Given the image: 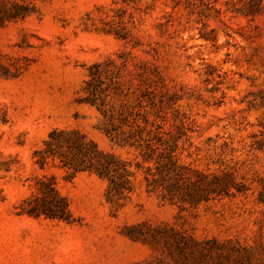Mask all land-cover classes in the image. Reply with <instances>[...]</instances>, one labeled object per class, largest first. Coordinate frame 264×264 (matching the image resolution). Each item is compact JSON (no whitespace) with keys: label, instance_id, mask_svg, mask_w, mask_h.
I'll return each mask as SVG.
<instances>
[{"label":"rangeland","instance_id":"obj_1","mask_svg":"<svg viewBox=\"0 0 264 264\" xmlns=\"http://www.w3.org/2000/svg\"><path fill=\"white\" fill-rule=\"evenodd\" d=\"M171 2L0 0V264H264V149L248 145L264 132V16L250 21L246 38L209 19L217 28L211 41L200 37L202 20L171 32ZM237 20L228 22L237 28ZM96 70L113 121L87 101ZM146 84L165 113L148 103ZM138 110L166 131L183 115L194 118L195 144L232 140L242 162L237 178L252 191L190 205L150 190L139 169L128 196L111 200L106 178L35 162L54 128L142 161L136 147L107 133L128 131L119 112ZM41 175L55 176L70 222L20 213Z\"/></svg>","mask_w":264,"mask_h":264},{"label":"trees","instance_id":"obj_2","mask_svg":"<svg viewBox=\"0 0 264 264\" xmlns=\"http://www.w3.org/2000/svg\"><path fill=\"white\" fill-rule=\"evenodd\" d=\"M114 1L131 4L138 0ZM170 7L171 10H165L164 17L165 25L171 32L179 33L181 26L190 23L192 19L202 20L204 30L200 31V37L211 41H216L217 28L210 27L209 19L221 22L225 28L246 38L251 36L247 31L248 25L251 26L250 21L264 16V0H172ZM176 11H180L179 17L175 16ZM19 14V11L11 13L13 17ZM202 16H205V19ZM234 18L238 19L235 21L237 28L228 22ZM241 19H244L245 23L240 22ZM175 20L178 21V26L174 25ZM227 34L231 36V33ZM121 36L126 38L128 33ZM97 72H91L92 80L88 82L87 101L95 104L105 116L111 111L108 117L113 121L116 118L115 112L103 107L104 90L95 83ZM148 78L149 76L145 79ZM150 86L148 84L145 90L148 103L165 113V102L162 99L160 102L155 101V91L150 89ZM119 114L121 121L128 123L130 129L118 132V127L114 126L107 129V133L118 144L136 147L142 161L134 163L133 160L100 149L93 139L77 130L54 128L44 140L43 147L35 151V162L42 169L53 163L70 171L72 175L89 171L106 178L107 194L111 200L128 196L134 189L139 169H144V180L150 190L159 191L164 198L190 205L237 194L247 196L249 191H252L250 184L237 178L242 162L236 155L237 149L232 140L209 137L205 144H195L192 138L197 130V121L188 115L179 117L180 124L166 131L160 123L150 121L140 110L130 112L128 116L123 115L124 111ZM140 117L143 124L139 121ZM161 117L165 119L166 115ZM177 117L174 116L175 119ZM263 133L261 130L260 133L252 135L253 138L248 144L252 149H264ZM183 157L189 160H183ZM197 162L202 166L199 167ZM258 199L264 200V185L258 191ZM20 206V213L29 216L43 215L68 222L72 220L69 200L57 187L54 175L37 177L35 190Z\"/></svg>","mask_w":264,"mask_h":264}]
</instances>
